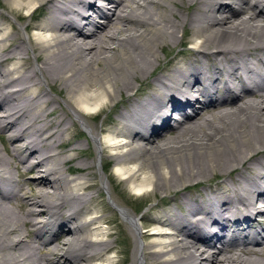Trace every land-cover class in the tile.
I'll return each instance as SVG.
<instances>
[{"label": "bare ground", "instance_id": "obj_1", "mask_svg": "<svg viewBox=\"0 0 264 264\" xmlns=\"http://www.w3.org/2000/svg\"><path fill=\"white\" fill-rule=\"evenodd\" d=\"M0 141V264H264V0H0Z\"/></svg>", "mask_w": 264, "mask_h": 264}, {"label": "rangeland", "instance_id": "obj_2", "mask_svg": "<svg viewBox=\"0 0 264 264\" xmlns=\"http://www.w3.org/2000/svg\"><path fill=\"white\" fill-rule=\"evenodd\" d=\"M162 56L164 57L163 54H162ZM163 64H164V62H163ZM62 105H64L63 102H62ZM59 112H60V110L58 111V114H59ZM172 115H177V114H176V112H173ZM103 116H104V113L101 114L100 119H99V117L97 118V120H98L97 123H99L100 120H102ZM72 118L74 119L73 115H72ZM74 120L76 122V126H75L76 131L77 130L81 131L84 134V136H83L84 138H90L88 136V134L86 133L85 129L83 128V126L76 119H74ZM79 142L83 143V145L86 148L88 147L83 138H80ZM0 145L2 146V144H0ZM92 153L95 156L94 146H92ZM96 159H97L96 161L98 163V158H96ZM97 163H96L94 170H95L96 175H97L96 182H99V179L101 176V171L99 170ZM113 163H115L113 159H111V161L108 165H106L105 161H104V167H105L106 172L110 173L111 168L113 166ZM72 164L76 166L78 164V160H74L72 162ZM111 180L116 186V191H114V195H117L116 198H117L118 202L123 203V204L127 205L128 207H130L134 211V213L136 215H138L139 217L142 216V222H145V221L150 222L149 223L150 226L146 227V229H150L153 226L152 225L153 215L157 214L158 212H161L162 211L161 208L164 207V204L169 203L170 200H172L173 198L181 197V193L183 192V191H180V192L176 191V188L178 187L177 186V187H174L171 191H167V193H166V192H164V184H163L162 188H157V190L155 191L154 194L137 196L127 189L124 182H121V181L113 179V178H111ZM194 182H196V181H192V183H194ZM189 183H191V182H189ZM102 195L103 196L101 198V202L98 204V207H100V209L103 210L104 213H106L109 216L116 214L118 221L124 222L125 220H123V218L121 217L120 212L109 205L108 194H107L106 190L102 189ZM153 205H157V207L151 208V206H153ZM115 226H116V223H114L112 225L113 229H111V231H113V232L116 231V228H114ZM142 229H144V228H142ZM121 246L122 245H119V247H121ZM122 256H123V254L119 253L118 257H116V261L121 259Z\"/></svg>", "mask_w": 264, "mask_h": 264}]
</instances>
